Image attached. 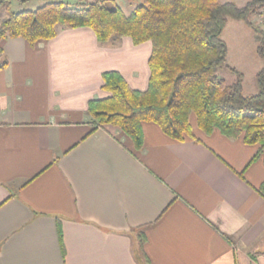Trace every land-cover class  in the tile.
<instances>
[{
    "label": "crops",
    "instance_id": "1",
    "mask_svg": "<svg viewBox=\"0 0 264 264\" xmlns=\"http://www.w3.org/2000/svg\"><path fill=\"white\" fill-rule=\"evenodd\" d=\"M57 29L0 42V264H264V147L195 115L197 141L146 122L139 152L115 126L93 131L103 74L147 90L152 43Z\"/></svg>",
    "mask_w": 264,
    "mask_h": 264
},
{
    "label": "trees",
    "instance_id": "2",
    "mask_svg": "<svg viewBox=\"0 0 264 264\" xmlns=\"http://www.w3.org/2000/svg\"><path fill=\"white\" fill-rule=\"evenodd\" d=\"M28 2L30 0H19ZM118 0H45L34 10L12 11V0H0L7 16L0 18V42L22 38L32 47L56 38L58 26L91 28L101 44L117 45L129 37L135 45L150 41V79L147 90L133 89L117 71L103 74L108 98L88 103L93 131L119 128L137 152L144 145L143 124L156 123L170 138H195L190 118L210 135L219 130L228 139L243 137L248 145L264 147V65L256 75L258 93L245 95L244 74L227 67L235 81L219 75L228 57L222 34L229 20L242 21L255 33L257 54L264 62V0L243 7L221 0H126L130 14ZM2 49L0 48V55ZM8 61H0V71ZM264 195V183L259 188Z\"/></svg>",
    "mask_w": 264,
    "mask_h": 264
},
{
    "label": "rangeland",
    "instance_id": "3",
    "mask_svg": "<svg viewBox=\"0 0 264 264\" xmlns=\"http://www.w3.org/2000/svg\"><path fill=\"white\" fill-rule=\"evenodd\" d=\"M239 7L245 6L244 0H228ZM45 0H30L21 2L12 0L11 9L15 12L24 10H34L44 4ZM116 5L123 9L126 14H130L135 5L126 0H118ZM7 16L5 10H1L0 18ZM254 26H263V18L252 17ZM222 39L228 46V57L225 66L219 71V75L225 78L228 84L235 81V76L231 74L227 67L235 68L244 74V93L245 95H254L258 91L256 88L255 76L264 65L263 60L257 54V41L254 31L242 21L229 20L222 34Z\"/></svg>",
    "mask_w": 264,
    "mask_h": 264
}]
</instances>
